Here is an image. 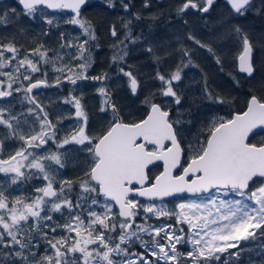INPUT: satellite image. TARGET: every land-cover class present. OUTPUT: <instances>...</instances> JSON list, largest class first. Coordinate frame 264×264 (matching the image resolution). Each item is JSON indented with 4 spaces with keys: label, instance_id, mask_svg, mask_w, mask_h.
I'll list each match as a JSON object with an SVG mask.
<instances>
[{
    "label": "snow or ice",
    "instance_id": "6c2138e0",
    "mask_svg": "<svg viewBox=\"0 0 264 264\" xmlns=\"http://www.w3.org/2000/svg\"><path fill=\"white\" fill-rule=\"evenodd\" d=\"M103 3L117 17L115 72L99 75L89 0L0 3V264H238L242 244L264 238V138L252 142L264 133V35L240 23L264 19V0ZM161 22L174 31L161 37ZM37 24L47 39L26 47L18 37ZM135 58L154 66L151 83ZM209 62L233 88L249 85L243 110L205 111L234 102ZM89 88L106 122L97 133ZM34 179L35 195H15Z\"/></svg>",
    "mask_w": 264,
    "mask_h": 264
},
{
    "label": "flooded vegetation",
    "instance_id": "af4514ba",
    "mask_svg": "<svg viewBox=\"0 0 264 264\" xmlns=\"http://www.w3.org/2000/svg\"><path fill=\"white\" fill-rule=\"evenodd\" d=\"M139 3V0L137 1ZM172 2V0H171ZM170 2V3H171ZM220 3H223V0H220ZM89 7L85 10L84 15L85 17H87L88 19H90L93 24L96 26L97 29V33H98V37L99 39L102 40V37L107 38L108 40L111 39L110 36L108 35V32L106 33L105 31H103V33H101V31L99 30L100 24L102 23L103 26H105V30L108 27V23L113 22L117 19V17H115L114 15H110V13L105 9L103 0H89ZM165 7V5H163ZM155 10V9H154ZM223 12V8L222 7H217L216 9V13L214 15H218L219 13ZM108 18L110 19V21H108ZM190 23H193V21H190ZM240 23L242 24V26H244L245 28H248L254 36H256L257 38H259L261 35H264V19H260V18H256L253 17L251 15H249L246 18H240ZM99 26V27H98ZM180 26V22H177L176 28L178 29ZM169 30L174 31L173 28H169L167 27V23L166 22H161L158 24V26L156 27L155 31L162 37L163 34L167 33L169 34ZM105 40L106 43H108V40ZM103 44H101L102 47ZM107 45V44H106ZM100 47V49H101ZM99 49V50H100ZM103 51V50H102ZM257 60L258 62L261 60H264V56H261V54L259 53V51L257 52ZM139 61H143V60H139ZM105 68L108 70L109 67L105 66ZM204 68L207 71L208 75H209V80L210 83L212 84L214 89H218V87L224 88L225 83L228 82L230 87L233 88L232 85V80L231 78L227 75V74H221L218 72V70L215 68V66L209 62L204 64ZM111 73L115 72V69H111L109 68L108 70ZM195 72V70H193ZM227 71H232L231 68L227 69ZM92 75H99L96 73H91ZM198 73H197V78H198ZM237 75H239L237 73ZM146 84V81L143 80ZM255 83V82H253ZM234 92H235V98L236 100H234V102L236 103H240L242 106H240V109L236 110V111H240L243 110L245 107V100H246V96L244 95L245 93L250 91L249 85L247 83L244 84L243 88H233ZM51 89H48L46 91H49ZM123 93V92H121ZM78 94V93H77ZM259 94V93H257ZM120 97H122V95L120 94L117 98L120 99ZM85 100L87 101V109L89 112V117H90V125H91V130L94 133L99 132L103 127L106 126V122L104 120H101L99 118V113L97 111V105L99 104V100L98 98H95V93H94V89L89 88L87 90H85ZM218 109H220L223 113L224 112V107H220L218 106ZM234 113V112H233ZM232 114V113H231ZM230 114V115H231ZM65 123H69L68 121H65ZM196 130H194L195 133ZM262 138H264V133H261V135L256 136L252 139V142H258L259 140H261ZM53 148L55 147L54 145L52 146ZM8 151H14V148H9ZM74 166H70L67 169L66 175L69 177H72L75 175V172L73 170ZM162 169H158V168H153L152 169V175L153 177L159 173V171ZM44 181L42 180H31L29 182H27L26 184H24L16 193L15 195H21L23 193H27L30 195H35L36 193L34 192V187L35 186H39L41 184H43ZM140 199V198H137ZM263 238H261L260 240H262ZM139 248V247H137ZM140 250V249H139Z\"/></svg>",
    "mask_w": 264,
    "mask_h": 264
},
{
    "label": "rangeland",
    "instance_id": "374dc122",
    "mask_svg": "<svg viewBox=\"0 0 264 264\" xmlns=\"http://www.w3.org/2000/svg\"><path fill=\"white\" fill-rule=\"evenodd\" d=\"M99 1V0H97ZM138 1V0H137ZM163 2V5H165V7H167V5L171 2V0H162ZM0 3H2L3 5H13L15 3V0H0ZM111 19V18H110ZM110 19L108 18V21H110ZM110 25V22L108 23V27ZM99 27V26H98ZM107 27V29H108ZM107 29L105 30V32L107 33ZM99 30L101 31V33H103L104 31V26L103 24L101 23L100 24V27H99ZM53 31H55V29H53ZM40 32V27L39 25H34L32 26L30 29H29V33L30 35H28L27 37H18V39H20L21 43H23L26 47L31 45L33 43V38L34 37H37L41 40H44V39H47V38H44V37H39L38 34ZM172 32V30H169V34ZM168 33V32H167ZM165 34L162 35V37L164 36ZM107 39V38H106ZM108 40V39H107ZM104 43H103V42ZM99 42H100V45H102L101 49L98 51V52H95L94 53V58H95V64L93 65V68L90 70L91 73H96V74H100L101 72H104V71H108V70L105 68V66L109 67V62H110V57H111V51H110V39L108 40V43H106V41L104 40V38L102 37V40L99 39ZM48 43L50 45L54 44L55 43V37H53L51 40H48ZM107 44V45H106ZM103 50V51H102ZM139 60H143V61H139ZM129 63L130 64H133L134 65V68L133 70H139L140 72V75H141V79L142 80H145L146 81V84H149L151 83L152 81H150L148 79L149 75L151 73L154 72V66L151 65V62L149 60H146V59H141V58H135V59H131L129 60ZM112 70L114 68H111ZM109 72V71H108ZM109 83H112L111 81ZM114 87H118V85H113ZM221 88V87H218V89ZM223 89H228L229 91H232V94H233V97H234V100H236L235 98V92H234V89L232 87H230L229 83L226 82L225 83V86ZM55 91L54 89H51L49 90L48 92H53ZM122 97H120V102L123 103V104H127L128 103V100L125 98L124 94L121 93ZM235 105V106H233ZM140 105L139 103L137 102V105L136 107L138 108ZM233 106V107H232ZM240 106H242L240 103H236V102H233L231 104V107L236 110L240 109ZM206 112H208L210 115H224L226 117L230 116L229 113H226L225 110L224 112L225 113H221L222 111L220 109H218V106L217 105H210L208 106L206 109H205ZM193 134H195L193 132ZM12 149V148H11ZM188 199H191V197L189 198H186L184 200H188ZM181 199H178V200H171V201H168L167 204L169 207L171 208H174L175 205L180 202ZM174 223V221H173ZM186 227V226H185ZM255 245L256 247L255 248H260V249H264V247H261V245H264V242L262 240H256L255 241ZM243 247L246 248V246L244 244H242ZM138 247V246H137ZM137 250H139V248H137ZM233 252H235L236 250L233 249L231 250ZM263 252V251H262Z\"/></svg>",
    "mask_w": 264,
    "mask_h": 264
},
{
    "label": "trees",
    "instance_id": "16d2710c",
    "mask_svg": "<svg viewBox=\"0 0 264 264\" xmlns=\"http://www.w3.org/2000/svg\"><path fill=\"white\" fill-rule=\"evenodd\" d=\"M105 26L106 25H104V31H105ZM103 38L104 40H106L105 37ZM232 107L231 105L224 106L225 112L229 114L236 112L235 109ZM262 241L264 242V238L262 239ZM245 246H246V250L241 252L238 264H264V249L255 248L256 247L255 241H250Z\"/></svg>",
    "mask_w": 264,
    "mask_h": 264
},
{
    "label": "water",
    "instance_id": "95a60500",
    "mask_svg": "<svg viewBox=\"0 0 264 264\" xmlns=\"http://www.w3.org/2000/svg\"><path fill=\"white\" fill-rule=\"evenodd\" d=\"M188 197H190L188 194H184L183 195V197H169V198H165V200H166V202H168V201H171V200H173V199H184V198H188ZM140 199H142V198H140Z\"/></svg>",
    "mask_w": 264,
    "mask_h": 264
}]
</instances>
